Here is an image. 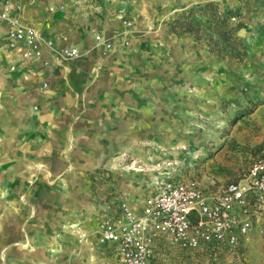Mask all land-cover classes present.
Returning a JSON list of instances; mask_svg holds the SVG:
<instances>
[{"label": "rangeland", "instance_id": "1", "mask_svg": "<svg viewBox=\"0 0 264 264\" xmlns=\"http://www.w3.org/2000/svg\"><path fill=\"white\" fill-rule=\"evenodd\" d=\"M58 1L49 8L50 13L63 10L71 2ZM207 2H213L219 12L231 13L230 25L248 47L243 59L217 57L193 35L168 32V23ZM128 4L131 15H114L120 24L115 32L95 34L109 41L110 49H105L94 35L100 60L119 50L131 54L132 71L141 77L139 92H134L132 85L129 93L121 97L125 112L139 121L144 148H151V138L161 137V142L154 144V156L160 159L163 178H192L205 191H219L238 180L264 149V0H129ZM160 4L163 10L155 14L151 8ZM133 6H140L144 13H134ZM133 38L140 41L139 45L144 42V47L141 49L138 45L135 51H130ZM54 45L75 47L55 42ZM79 51L80 55L71 60L83 55ZM51 56L58 62L70 61ZM101 68L100 62L93 70V79L98 77ZM47 86L44 82L41 88ZM75 103L68 126L83 121L90 109L83 96ZM173 133L176 144L170 141ZM112 135L115 137L116 133L109 134L107 139H113ZM73 149L71 142L62 148L63 164L58 173L51 163H42L27 177L25 188L3 189V198L17 201V211L22 215L19 221L33 220L36 212L28 216L29 207L37 208L38 215L45 216L39 218L48 219L45 222L54 226L58 212L66 213L69 219L64 224L71 225L73 209L82 214L85 211V206L80 207L77 202H109L123 191L121 179L133 177L139 168L133 164L138 160L132 155L125 157L120 172L109 171L101 164L87 168L85 164L91 161L72 157ZM160 179L161 175L157 174L148 184L157 186ZM28 200H46L47 205L28 206ZM73 200L75 205L71 204ZM121 202L129 205L124 199ZM151 263L264 264V232L252 233L236 251L220 250L214 258L206 256L204 251L179 249L161 238L154 247Z\"/></svg>", "mask_w": 264, "mask_h": 264}, {"label": "crops", "instance_id": "2", "mask_svg": "<svg viewBox=\"0 0 264 264\" xmlns=\"http://www.w3.org/2000/svg\"><path fill=\"white\" fill-rule=\"evenodd\" d=\"M6 1L14 14L18 0H0V12ZM21 1L27 23L37 26L44 37L57 45L75 46L83 55L60 62L49 53L25 59L18 48L11 49L0 42V264H118L114 244H99L95 237L83 241L81 232L100 221L119 218L122 199L134 211L141 212L144 200L157 188L148 183L157 174L165 179L159 168L160 159L154 156V144L161 142V137L151 138V148H144L139 121L125 112L121 98L132 85L134 92L140 90L141 77L132 71V55L119 50L100 60V51L95 47L96 33L109 35L119 28L115 14L131 15L127 11L129 0H71L63 10L52 13L49 8L58 0ZM133 7L134 13H144L140 6ZM151 9L160 14L163 5ZM7 26L0 19V30L5 31ZM139 42L133 38L130 51H135ZM139 46L142 49L144 42ZM100 62V73L93 79V70ZM44 82L48 86L41 88ZM81 96L90 109L83 121L68 126L75 102ZM113 133L115 137L107 139ZM170 141L177 143L175 133ZM70 142L74 144L72 157L91 161L85 164L87 168L101 164L109 171L120 172L127 155L138 160L133 164L139 168L133 177L121 179L123 191L109 202H77L80 207L85 206V211L82 214L73 209L71 225L64 224L69 219L66 213L58 212L54 226L47 223L48 219L39 218L45 216H39L37 208L29 207L28 216L36 214L33 220L22 223L17 201L3 198V189L25 188L27 177L42 163H51L58 173L63 164L62 148ZM5 174L8 177L3 179ZM32 201L28 200L27 205H47L46 200ZM70 226H76L78 233ZM258 231L264 232V214L255 222L253 233ZM222 250L229 251L227 247Z\"/></svg>", "mask_w": 264, "mask_h": 264}, {"label": "built area", "instance_id": "3", "mask_svg": "<svg viewBox=\"0 0 264 264\" xmlns=\"http://www.w3.org/2000/svg\"><path fill=\"white\" fill-rule=\"evenodd\" d=\"M11 13L6 1L0 19L7 29L0 30V42L18 48L25 59L45 53L71 60L80 55L77 47L56 48L33 24L25 21L24 4L18 0ZM97 42L105 49L111 43L100 34ZM46 86V84H45ZM121 216L106 219L81 233V239L95 237L99 244L116 246L118 264H152L157 240L163 238L173 246L190 251H204L214 258L224 247L236 251L239 244L255 230L257 217L264 214V149L252 159L247 170L219 191H205L192 178H167L143 203L141 212L120 202Z\"/></svg>", "mask_w": 264, "mask_h": 264}, {"label": "trees", "instance_id": "4", "mask_svg": "<svg viewBox=\"0 0 264 264\" xmlns=\"http://www.w3.org/2000/svg\"><path fill=\"white\" fill-rule=\"evenodd\" d=\"M230 17L231 13L219 12L213 2H207L168 23V32L193 35L217 57L243 59L248 47L233 31Z\"/></svg>", "mask_w": 264, "mask_h": 264}, {"label": "bare ground", "instance_id": "5", "mask_svg": "<svg viewBox=\"0 0 264 264\" xmlns=\"http://www.w3.org/2000/svg\"><path fill=\"white\" fill-rule=\"evenodd\" d=\"M74 229H75V231H76V229H78L76 226H74ZM77 232V231H76ZM78 233V232H77ZM78 236H79V234H78Z\"/></svg>", "mask_w": 264, "mask_h": 264}]
</instances>
